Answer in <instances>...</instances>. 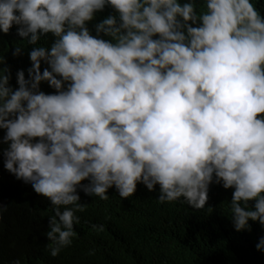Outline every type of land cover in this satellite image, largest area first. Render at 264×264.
<instances>
[{
  "label": "clouds",
  "instance_id": "clouds-1",
  "mask_svg": "<svg viewBox=\"0 0 264 264\" xmlns=\"http://www.w3.org/2000/svg\"><path fill=\"white\" fill-rule=\"evenodd\" d=\"M14 25L30 45L53 38L17 88L0 69L4 167L52 205L50 255L104 229L80 228L85 194L140 215L181 198L203 209L214 182L234 189L236 231L264 227V15L250 0H0V32Z\"/></svg>",
  "mask_w": 264,
  "mask_h": 264
},
{
  "label": "trees",
  "instance_id": "trees-1",
  "mask_svg": "<svg viewBox=\"0 0 264 264\" xmlns=\"http://www.w3.org/2000/svg\"><path fill=\"white\" fill-rule=\"evenodd\" d=\"M250 2L264 15V0ZM196 4L198 11L204 6L197 1ZM106 16L99 14L95 21ZM16 27L14 38L0 32V69H10L13 88L18 87V70H24L28 78L30 51L36 46H50L53 39L48 34L46 40L42 38L37 45H30L18 36ZM17 46L22 47V52L13 56ZM45 67L42 62L41 71ZM40 90L46 94L55 92L47 82L40 84ZM4 134L5 130L0 129V205H7V210L0 213V264H13L17 259L21 264H264V251L255 247L264 236V227L250 220V230L236 231L230 205L234 189L214 182L209 185L203 209H194L181 198L169 205L152 207V211L146 204L145 213L140 215L125 212L128 206L119 205L112 195L103 200L85 194L80 200L85 204L84 211L75 213L80 228L91 221L94 225L103 223L104 229L83 230L69 252L61 250L53 257L48 247L51 242L45 236L48 217L54 214L52 205L30 184L5 169ZM78 193L81 197L80 189ZM248 203L251 207L255 202ZM138 254L146 255L144 263L136 261Z\"/></svg>",
  "mask_w": 264,
  "mask_h": 264
}]
</instances>
